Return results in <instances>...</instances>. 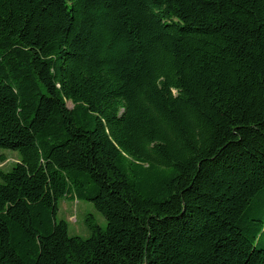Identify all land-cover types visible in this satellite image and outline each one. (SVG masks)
Listing matches in <instances>:
<instances>
[{
	"label": "trees",
	"instance_id": "trees-1",
	"mask_svg": "<svg viewBox=\"0 0 264 264\" xmlns=\"http://www.w3.org/2000/svg\"><path fill=\"white\" fill-rule=\"evenodd\" d=\"M0 147V264H264V0H0Z\"/></svg>",
	"mask_w": 264,
	"mask_h": 264
},
{
	"label": "rangeland",
	"instance_id": "rangeland-1",
	"mask_svg": "<svg viewBox=\"0 0 264 264\" xmlns=\"http://www.w3.org/2000/svg\"><path fill=\"white\" fill-rule=\"evenodd\" d=\"M21 154L19 151L0 147V167L9 171L20 161ZM96 225L107 227L105 216L96 209L94 204L89 200H75L71 197H65L60 201L58 220H66L69 225V233L72 236L78 235L88 238L92 235V229L87 223L88 217Z\"/></svg>",
	"mask_w": 264,
	"mask_h": 264
}]
</instances>
